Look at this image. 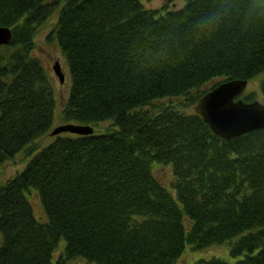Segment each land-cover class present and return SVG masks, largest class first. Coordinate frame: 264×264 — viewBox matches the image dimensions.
<instances>
[{"label": "trees", "instance_id": "16d2710c", "mask_svg": "<svg viewBox=\"0 0 264 264\" xmlns=\"http://www.w3.org/2000/svg\"><path fill=\"white\" fill-rule=\"evenodd\" d=\"M54 12L61 123L92 133H50L54 86L33 50ZM0 24V166L29 157L0 181V264H174L186 243L225 240L240 257L189 264H264V127L220 137L194 110L214 84L261 72L264 102V0H0Z\"/></svg>", "mask_w": 264, "mask_h": 264}, {"label": "rangeland", "instance_id": "374dc122", "mask_svg": "<svg viewBox=\"0 0 264 264\" xmlns=\"http://www.w3.org/2000/svg\"><path fill=\"white\" fill-rule=\"evenodd\" d=\"M175 2V5H179L182 3V0H144L145 4L148 7H158L162 4H168L171 5L172 2ZM56 19V12H54L36 31L35 34V47H34V54L38 55L46 70L49 72L53 86H54V94H55V115L53 118V125L61 123V117H60V110L62 107V104L67 96L68 88H69V74H68V67L66 60L56 43L55 39L51 36H47L52 24L54 23ZM58 60L61 64L62 71L64 72V80L62 82L59 81L58 76L55 74L52 65L54 62ZM263 74L261 72L256 76L254 79L248 80L247 85L243 92H241L238 96L241 98H245L246 93H253L254 98H258L262 101L260 98L261 94L258 89L257 80L258 77L260 79V76ZM219 77H215L211 79L209 82H207L206 86L212 85L215 81H217ZM237 96V97H238ZM251 100V99H250ZM110 124L109 121H102L99 123V127H105ZM94 126V125H93ZM52 135L47 132L46 134L42 135L36 142H39V144H43ZM20 150L18 154H16L12 159L4 162L0 166V181L6 179L8 176L13 174L17 169H21L29 157L26 158V155ZM171 166L167 164H158L154 168V173L159 176L163 181L168 182L171 178ZM33 188H30L26 191L29 199L31 195ZM31 200V199H30ZM32 203H33V210L36 213L37 219L40 221H43L44 219L40 216L43 215V209L41 207L40 201L38 199V196L33 193L32 194ZM64 245V239L61 238L58 242L57 250H55L53 255V260L55 255L58 253V250L62 248ZM221 257L223 259H226L228 261H234L236 258L240 257V255H233L230 252V241L225 240L222 243L219 244H213L207 247L203 248H195L191 246V244L186 243L181 255L177 258L174 264H189L193 260L197 258H209V257ZM94 264V263H91Z\"/></svg>", "mask_w": 264, "mask_h": 264}, {"label": "water", "instance_id": "95a60500", "mask_svg": "<svg viewBox=\"0 0 264 264\" xmlns=\"http://www.w3.org/2000/svg\"><path fill=\"white\" fill-rule=\"evenodd\" d=\"M11 35V28L0 24V44L8 43ZM52 67L62 82L64 72L60 62L56 60ZM246 85L247 79L242 78L220 81L203 93L194 104V110L220 137H231L264 127V102L257 98L244 100L236 97ZM62 131L86 134L93 132V126L87 123L63 122L54 125L50 133Z\"/></svg>", "mask_w": 264, "mask_h": 264}, {"label": "bare ground", "instance_id": "6f19581e", "mask_svg": "<svg viewBox=\"0 0 264 264\" xmlns=\"http://www.w3.org/2000/svg\"><path fill=\"white\" fill-rule=\"evenodd\" d=\"M219 137V136H218Z\"/></svg>", "mask_w": 264, "mask_h": 264}]
</instances>
